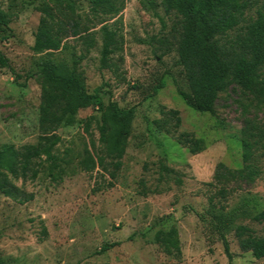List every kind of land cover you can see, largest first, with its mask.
Here are the masks:
<instances>
[{"label": "rangeland", "instance_id": "obj_1", "mask_svg": "<svg viewBox=\"0 0 264 264\" xmlns=\"http://www.w3.org/2000/svg\"><path fill=\"white\" fill-rule=\"evenodd\" d=\"M89 26L93 46L83 38L65 40L59 51H33L41 14L38 6L53 0H0L8 25L0 32V150L38 142L44 66L71 72L89 94L99 91L103 103L136 109L123 167L116 181L99 169L76 166L89 151L101 149L97 107L80 111L63 127L60 152L71 149L72 170L57 178L48 161L41 162L36 181H19L32 195L19 204L0 193V258L5 264H230L212 228L215 217L242 206L264 210V103L256 106L241 86L228 79L216 114L189 108L178 88L187 89L177 53L178 18L167 15L164 0H120L116 16L95 17L92 0H73ZM247 3V17L264 14V0ZM107 32L109 35H107ZM107 36L113 40L110 61L117 72L101 65ZM227 38L221 40L224 45ZM258 74L264 79V64ZM178 111L180 122L162 112ZM177 124L179 125L177 128ZM163 126V129L160 128ZM262 137L254 149L259 174L253 182L226 186V200L213 199L219 163L243 167L242 131ZM188 133L204 141L193 155L177 137ZM76 167V168H75ZM75 171V172H74ZM74 172V173H73ZM113 182V186H111ZM227 233L232 264H264L252 247L264 237V225L237 222ZM116 246L101 253L105 245Z\"/></svg>", "mask_w": 264, "mask_h": 264}, {"label": "trees", "instance_id": "obj_2", "mask_svg": "<svg viewBox=\"0 0 264 264\" xmlns=\"http://www.w3.org/2000/svg\"><path fill=\"white\" fill-rule=\"evenodd\" d=\"M119 2L92 0V12L95 17L116 16L124 8ZM36 10L41 18L33 47L35 53L57 52L62 43L71 37L83 38L89 47L93 46L89 26L78 13L73 0H53V5L38 6ZM164 10L167 15L175 14L178 18V29L175 31L177 53L187 87L178 88V94L189 108L215 115L220 93L225 90L226 81L230 78L241 86L253 104L260 106L264 103V79L258 74L259 67L264 64V14L259 12L256 19H249L247 3L240 5L234 0H164ZM7 25L6 18L0 13V32ZM223 38H227L224 45L221 44ZM112 45L113 40L107 36L101 65L117 72V64L110 61ZM77 64L71 72L50 65L42 68L45 86L41 95L37 144L19 148L5 146L0 150V193L21 205L30 202L33 196L18 187L17 183L36 181L41 174V162L48 161L57 178L68 175L72 170V151L60 152L62 137L59 131L80 111L90 107H97L101 116L100 119L91 117L86 122V131L89 132L92 122L96 121L101 149L96 155L86 151L76 167L86 172L99 169L112 181L117 180L123 167L136 109L122 110L113 102L106 106L99 91L87 93L79 81ZM0 66H8L1 55ZM162 114L175 118L179 124L178 111ZM160 128L163 129V126ZM254 130L246 127L242 131L245 152L241 169H231L223 163L217 165L211 186L221 188L213 199L226 200L230 196L226 186L239 181L253 182L259 174L254 163V149L262 135ZM177 141L193 155L204 150V141L188 133H181ZM244 220L264 225V210L242 206L211 221L230 264L233 257L227 233L238 226L237 222ZM115 246L105 245L101 253ZM252 253L257 260L264 259V237L253 245ZM0 264H5L1 258Z\"/></svg>", "mask_w": 264, "mask_h": 264}]
</instances>
